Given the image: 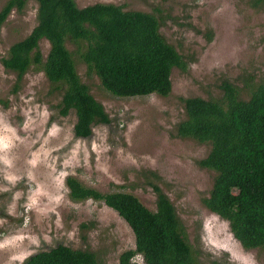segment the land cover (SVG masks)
I'll use <instances>...</instances> for the list:
<instances>
[{
	"label": "rangeland",
	"instance_id": "rangeland-1",
	"mask_svg": "<svg viewBox=\"0 0 264 264\" xmlns=\"http://www.w3.org/2000/svg\"><path fill=\"white\" fill-rule=\"evenodd\" d=\"M7 0H0V10ZM79 7L114 3L161 16L160 31L188 63L175 67L168 96L118 97L77 59V70L110 116L89 138L74 134L76 114H60L61 91L42 71L21 79L1 59L37 25L38 3L13 8L0 30V264H24L31 254L58 244L93 251L101 264H118L135 247L127 222L103 201H73L74 176L102 193L130 192L156 210L158 185L174 204L190 243L204 264H264V251L247 250L227 221L202 202L215 172L202 168L208 143L177 136L185 119L183 98H221L224 80L247 98L245 79L264 78V8L253 0H76ZM44 56L50 48L40 43ZM68 47L72 46L68 43ZM143 264L141 255L133 258Z\"/></svg>",
	"mask_w": 264,
	"mask_h": 264
},
{
	"label": "trees",
	"instance_id": "trees-1",
	"mask_svg": "<svg viewBox=\"0 0 264 264\" xmlns=\"http://www.w3.org/2000/svg\"><path fill=\"white\" fill-rule=\"evenodd\" d=\"M36 1L37 25L11 45L1 62L19 79L31 69L42 71L62 92L60 114L75 112L76 137L89 138L94 125L111 122L79 75L76 57L118 97L168 96L172 70H187V61L160 31L161 16L114 3L79 7L76 0ZM253 1L264 8V0ZM26 2L7 0L0 10V30L13 8L21 11ZM43 39L50 44L46 57L40 47ZM245 82L247 98L228 80L220 85L221 98H183L185 119L177 124L176 134L210 145L208 154L197 160L215 172L203 204L227 221L245 249L264 251V78L248 76ZM66 184L73 201H103L132 229L135 247L122 252L118 264H139L133 260L138 254L143 264H204L174 204L158 185L153 184L156 210H151L130 192L102 193L74 176ZM24 264L101 263L93 251L58 244L29 255ZM211 264L232 263L214 257Z\"/></svg>",
	"mask_w": 264,
	"mask_h": 264
}]
</instances>
